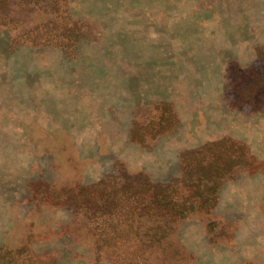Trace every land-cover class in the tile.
Listing matches in <instances>:
<instances>
[{
  "label": "rangeland",
  "instance_id": "374dc122",
  "mask_svg": "<svg viewBox=\"0 0 264 264\" xmlns=\"http://www.w3.org/2000/svg\"><path fill=\"white\" fill-rule=\"evenodd\" d=\"M38 1L0 0V264H264V113L227 86L264 71V0H62L61 20ZM222 139L241 163L212 209L98 252L86 188L130 200L140 217L111 228L145 238L179 215L144 182L187 203L182 158Z\"/></svg>",
  "mask_w": 264,
  "mask_h": 264
},
{
  "label": "trees",
  "instance_id": "16d2710c",
  "mask_svg": "<svg viewBox=\"0 0 264 264\" xmlns=\"http://www.w3.org/2000/svg\"><path fill=\"white\" fill-rule=\"evenodd\" d=\"M61 1L62 0H53L52 3H49L50 5L47 6L46 14H55L53 20L59 18L60 20L63 19L56 16L57 13L59 15L58 8L53 7L60 4ZM34 3L40 4L38 0H34ZM252 77L251 73H247L245 84H242L240 77L237 78L233 82L234 88H237L236 91L231 86V83L227 85L230 89V96H232L229 105L238 110L248 107L254 112L264 113V71H261L257 75V78L254 79V83L251 81ZM225 143H227V145H225ZM241 151L240 147H236L232 141L228 140L226 142L222 139L216 144L215 148L202 146L197 149V154L191 156L188 154L184 156V158H182L181 170V175L185 177L186 181L184 182V189L190 191L191 198L193 197V201L189 199L187 203L178 204L172 200V193L179 191L169 184H151L149 181L144 182L146 190H152V195L156 196L154 199L158 201V203L161 202L164 206L173 208L176 210L174 214L179 215L176 218H169L166 220H170L171 222L169 221L168 225H165L162 228L153 227L152 231H150L145 238L140 236L136 227L133 228L131 226L122 231L111 228L112 226H115L118 221H126L133 224L134 221L140 217V215H136L137 207L131 205L130 200L126 201V207H119L118 205L114 206L109 204V202L119 199L117 198V194L111 196L110 191L104 189L86 188L88 194L83 198L82 204L87 207L86 203L89 205L94 203L97 205V209L100 210L99 215L96 217L99 220L97 223L99 225L95 226L96 229L100 228L96 233L99 241L95 244L96 248L98 247V252L100 251L104 255L106 251H111L112 249L124 251L122 247L124 248V246H127L131 248L135 245V242L146 243L147 246L156 245L172 231V224L174 222H177L186 216L188 217L191 213H198L207 207L212 209L217 202V192L221 179H223L226 174H231L234 163H241V161H239L242 155ZM225 153L233 158L232 162L225 163V165H223L224 163H216L212 172L208 171L209 169L207 168L209 167L211 159L213 161L218 160V156ZM198 154H200L201 157H199ZM194 162L196 163L194 164ZM222 166L223 168H220ZM133 203L134 201L132 204ZM115 207H117V209H114ZM108 210L109 212L107 213ZM93 231L95 232V229ZM170 245L173 244L171 243ZM115 254L118 255L121 254V252H116ZM108 256L109 255L107 254V257ZM137 263L138 261L121 260L118 264Z\"/></svg>",
  "mask_w": 264,
  "mask_h": 264
}]
</instances>
